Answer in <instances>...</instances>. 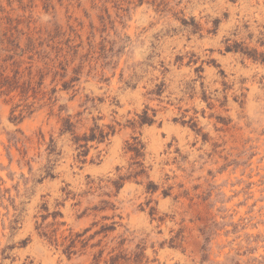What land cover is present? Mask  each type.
Returning <instances> with one entry per match:
<instances>
[{
	"label": "rangeland",
	"instance_id": "obj_1",
	"mask_svg": "<svg viewBox=\"0 0 264 264\" xmlns=\"http://www.w3.org/2000/svg\"><path fill=\"white\" fill-rule=\"evenodd\" d=\"M0 264H264V0H0Z\"/></svg>",
	"mask_w": 264,
	"mask_h": 264
},
{
	"label": "trees",
	"instance_id": "obj_2",
	"mask_svg": "<svg viewBox=\"0 0 264 264\" xmlns=\"http://www.w3.org/2000/svg\"><path fill=\"white\" fill-rule=\"evenodd\" d=\"M228 50H230L231 48H227ZM232 49H234V50H241V48H237V46H235L234 48H232ZM140 122H142V123H151L152 122V120H151V118H149L147 115H146V113H144L143 114V116L140 118Z\"/></svg>",
	"mask_w": 264,
	"mask_h": 264
}]
</instances>
